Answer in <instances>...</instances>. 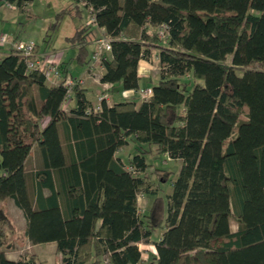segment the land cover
Segmentation results:
<instances>
[{"label": "trees", "instance_id": "obj_1", "mask_svg": "<svg viewBox=\"0 0 264 264\" xmlns=\"http://www.w3.org/2000/svg\"><path fill=\"white\" fill-rule=\"evenodd\" d=\"M5 1L20 12L33 2ZM67 1L49 28L65 14L81 18L90 8L89 16L110 37L99 77L111 83L109 91L137 90L138 62L153 53L159 76L145 80L151 94L139 103L102 101L88 115L82 112L89 104L74 85L75 105L65 113L62 84L47 86L40 72L5 49L0 264H42L31 255L5 257L14 225L3 198L21 210L23 238L55 242L59 264H135L140 241L155 249L144 264H264V0ZM161 25L166 29L159 38ZM64 39L74 49L70 61L87 65L90 25L78 22ZM57 69L64 77L65 66ZM129 138L135 153L125 165L114 153ZM33 147L41 166L27 175L24 162ZM148 154L179 159L175 177L147 163ZM167 181L170 191L159 195ZM138 192L150 200L141 214Z\"/></svg>", "mask_w": 264, "mask_h": 264}, {"label": "rangeland", "instance_id": "obj_2", "mask_svg": "<svg viewBox=\"0 0 264 264\" xmlns=\"http://www.w3.org/2000/svg\"><path fill=\"white\" fill-rule=\"evenodd\" d=\"M67 2V0H33L32 3L25 5L24 10L20 12L17 11V9H9L6 6L7 2L5 0H0V27L3 30V33L9 37V40L23 39L32 41L36 45V50L39 52H46L47 54H50L53 51V48L56 49L55 52H57L59 48L64 50L66 47L63 57L69 60L67 57L73 50L69 47L68 42L64 38L72 34L74 27L78 22H87L88 14L85 10L83 11L81 18H71L65 14L60 19L58 26L50 29L49 26L54 21L55 13L66 7ZM28 15L30 17H28ZM91 48H93V44L91 45ZM1 55L2 54H0V56ZM229 58L230 56H226L227 61ZM149 63L150 67L145 68L144 70L140 69V73L145 74L148 77L157 78L159 76V68L153 56L151 57ZM84 69V65H77L73 61L68 63V72L72 74L73 79L77 78L75 76L81 73ZM64 107L66 109V106ZM134 145L135 144L133 142L132 145H128L123 148V151L119 154L123 159V162H127L132 153H135ZM35 149L36 148L34 147L32 154H30L24 164V169L27 175H29V173L36 168L34 158ZM145 161L147 163H151L152 166L156 168H162L170 171L169 179H173L175 177L180 166V161L166 159L163 155L154 156L153 154H148L145 157ZM144 177H147L146 172H144ZM149 181H151L149 183L150 186L154 187L156 180L151 177ZM168 190H170L168 181L162 184L160 183L159 195L166 194ZM143 197L145 198V196ZM139 214H141V212H139ZM19 223L16 224L19 225ZM228 223L230 230H235L236 222L233 219H230ZM157 233L158 231H155L152 234L153 237H156ZM11 234H8L5 246L8 256L18 259L24 257L25 255H30V252H40L45 258L46 264H52L55 260L54 253L50 252L46 245H37L32 247L18 232H14L13 235Z\"/></svg>", "mask_w": 264, "mask_h": 264}, {"label": "crops", "instance_id": "obj_3", "mask_svg": "<svg viewBox=\"0 0 264 264\" xmlns=\"http://www.w3.org/2000/svg\"><path fill=\"white\" fill-rule=\"evenodd\" d=\"M113 3L118 6V5H120L121 0H113ZM85 11L88 14L89 8H85ZM91 28L94 31V37H95L96 30L93 27H91ZM0 31L3 32V30L1 29V27H0ZM92 44H93V41L89 45V50L90 51H92V49H93V48H91V45ZM9 47H10V44H8V45L5 44L2 47H0V54H3V52L5 51V49L6 48H9ZM65 48H64V50H66ZM55 50L56 49L53 48V51L50 54H47L46 52H39L38 50H36V53L40 57L46 58L49 61L55 62L57 64L62 63L65 66V68H66V73L69 74L71 77H73L72 74L70 72H68V63L70 62V58L74 55V49L72 48V50H73V51L71 50L72 53L67 57L69 60H67V59H65L63 57L64 50L62 48H59L57 50V52H55ZM152 56H153V58H155V62H157L155 53H153L151 55V57ZM149 62H150L149 60H143V59H141L138 62L137 74L141 78V80L139 81V87H138L139 90H138V92L136 94L129 95V97L128 98H125V99L136 98V104L139 103L142 100L140 98L139 91L142 90V89L150 88V86L145 83V80L146 79H151V80H154L155 81L158 78V77L157 78L148 77L147 75L140 73V69L141 70H144L145 68H149L150 67V63ZM84 66H85V69L81 73L77 74L75 77L80 78V79L83 80V83L81 85H79V88L82 89V92L84 94L85 99L87 100L88 104L91 105V104H94L97 101L98 94L103 89L102 83L99 81V77L102 74L103 69H102L101 64H97L96 62H89L87 65H84ZM45 84L47 86H53V85H55V84H53V83H51L49 81H46V80H45ZM110 88L108 89V93L110 95V99H109V102H108L107 105H111L112 102L118 101L120 99H123V97L121 96V91L119 93L116 92L115 90L109 91ZM150 94H151V92H150ZM149 96L150 95H148L147 97H149ZM74 105H75V100L73 99V96H71L70 99H69V101H68V103L65 105L66 106V109H65L63 103L61 105V109L65 113H69L70 108H72ZM132 143H133V141L129 138L127 140V143L125 145H123L122 147H120L119 149H117L115 151L114 155L116 157L120 158V160L123 162V159L120 157L119 154L123 151V148L127 147L128 145H132ZM33 148L31 149V154H32ZM132 155H133V153H132ZM162 155L165 156L164 154H162ZM27 158H26V160H27ZM34 158H35V162H36V168L35 169H37V168H39L41 166V157H40V154H39V151H38L37 148L35 149V157ZM26 160H25V162H26ZM170 160L180 161L179 159H170ZM25 162H24V164H25ZM123 163H125V165H126L127 162H123ZM35 169H33V170H35ZM28 183L30 185V181H28ZM169 191L170 190H168V192ZM43 192H44V194H47V191L46 190H44ZM143 196H145V198ZM149 201H150L149 198H147V196L144 193H142V192L139 193L138 192L136 194L137 212L138 213L139 212L143 213L147 209V207L149 205ZM1 204L5 207V209L7 211V214L10 216V218H11V220L13 222L14 232H18L19 234H21V232L24 229V225H25L24 217H23V214H22L21 210L18 207L15 206V204L13 203V201L10 198H3V200L1 201ZM19 222H21V223H19ZM16 223H19V225L16 224ZM14 232L12 234L11 233L10 234L13 235ZM161 233H162V230H158L157 236L156 237H153V235H151L150 240L152 242L156 241L159 238V236L161 235ZM24 240L27 241V242H29L26 238ZM137 243L141 247L147 248V253L150 252V253H154L155 254V249H154V246L152 245V243H147L146 244V243H143L142 241L137 242ZM29 244L32 247L33 246H37V245H41V246H45L46 245L48 247V250L50 252H53L54 253L55 260L53 261L52 264H59V261L55 257V248H56L55 242L50 241V242L37 243V244H32V243L29 242ZM3 253H4V255H5V257L7 259L16 260V258H13L11 256H8L7 251L5 250V248L3 249ZM29 254L31 256L33 255L34 258L37 259L36 260L37 262L40 261V262H42V264H46V260H45V258L43 257V255L40 252H30Z\"/></svg>", "mask_w": 264, "mask_h": 264}, {"label": "built area", "instance_id": "obj_4", "mask_svg": "<svg viewBox=\"0 0 264 264\" xmlns=\"http://www.w3.org/2000/svg\"><path fill=\"white\" fill-rule=\"evenodd\" d=\"M6 6L10 9H15V7L12 4L6 3ZM90 11V8H89ZM87 23L93 27L96 30L95 37L93 39V49L90 53V62H96L97 64H100L101 59H103L106 52L110 50V37L105 32L104 27L96 25L94 22V19L89 16L88 14V21ZM165 25H161L157 30V35L159 38H162L164 36L165 32ZM10 44V47L12 50L21 56L25 63L26 67L28 69H33L38 72H40L46 81H49L53 84L61 83L62 86L65 88L66 96L63 100V105L65 106L70 97L72 96V89L74 85H81L83 83V80L80 78L73 79L69 74H65L64 77L61 76V74L58 72L57 69V63L47 60L46 58L40 57L34 50L35 44L32 41L29 40H9V37L0 31V47H2L5 44ZM187 76V74H186ZM102 91L99 92L97 101L94 104H91L89 106H86L83 109V115H88L90 113H96L101 109V102L104 101L105 104H108L110 95L108 93V89L111 87V83L105 82L102 83ZM139 89L137 90H123L121 91V96L123 98H128L129 95L136 94ZM150 88L142 89L139 91L140 98L146 99L147 96L150 95ZM166 159H169L167 155H165ZM126 170L129 171L132 175H137L138 172L135 171L131 167H126ZM140 193V192H139ZM137 248L141 252L140 261L135 264H144L147 257V248L141 247L137 243ZM107 259L104 257V262H106Z\"/></svg>", "mask_w": 264, "mask_h": 264}]
</instances>
